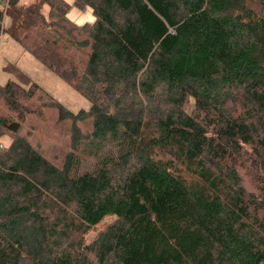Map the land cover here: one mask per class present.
Segmentation results:
<instances>
[{
  "label": "trees",
  "instance_id": "trees-1",
  "mask_svg": "<svg viewBox=\"0 0 264 264\" xmlns=\"http://www.w3.org/2000/svg\"><path fill=\"white\" fill-rule=\"evenodd\" d=\"M75 5L0 0V41L89 105L4 65L0 264H264V0Z\"/></svg>",
  "mask_w": 264,
  "mask_h": 264
},
{
  "label": "rangeland",
  "instance_id": "rangeland-1",
  "mask_svg": "<svg viewBox=\"0 0 264 264\" xmlns=\"http://www.w3.org/2000/svg\"><path fill=\"white\" fill-rule=\"evenodd\" d=\"M26 2L27 0H22ZM68 5L67 18L77 26L91 24L94 21L92 10L88 7L79 9L75 5L76 0H62ZM4 25L8 26L9 21L5 18ZM7 62H14L23 72H25L31 80L39 84L49 94H51L59 102L63 103L67 108L73 111L87 109L88 103L79 94L75 93L66 83L59 80L55 75L49 72L43 65L25 52L22 47L12 41L8 35H3L0 41V84L11 77L13 73L11 68L4 69ZM6 64V65H5ZM5 65V66H4ZM16 66V67H17ZM0 110H2L0 105ZM7 135L0 137V144L7 145L9 141ZM113 222L112 218H106L96 229L91 230L86 238L85 243L90 244L96 235L105 230V228Z\"/></svg>",
  "mask_w": 264,
  "mask_h": 264
}]
</instances>
